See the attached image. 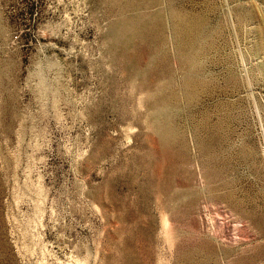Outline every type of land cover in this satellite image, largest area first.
<instances>
[{"label":"rangeland","instance_id":"rangeland-1","mask_svg":"<svg viewBox=\"0 0 264 264\" xmlns=\"http://www.w3.org/2000/svg\"><path fill=\"white\" fill-rule=\"evenodd\" d=\"M0 264H264V0H0Z\"/></svg>","mask_w":264,"mask_h":264},{"label":"bare ground","instance_id":"bare-ground-1","mask_svg":"<svg viewBox=\"0 0 264 264\" xmlns=\"http://www.w3.org/2000/svg\"><path fill=\"white\" fill-rule=\"evenodd\" d=\"M138 35V34H137Z\"/></svg>","mask_w":264,"mask_h":264}]
</instances>
